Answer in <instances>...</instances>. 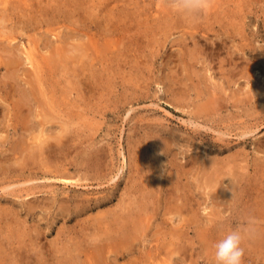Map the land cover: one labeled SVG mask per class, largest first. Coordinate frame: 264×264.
I'll list each match as a JSON object with an SVG mask.
<instances>
[{"label": "rangeland", "instance_id": "obj_1", "mask_svg": "<svg viewBox=\"0 0 264 264\" xmlns=\"http://www.w3.org/2000/svg\"><path fill=\"white\" fill-rule=\"evenodd\" d=\"M9 1L12 3L14 0L7 2ZM26 1H28L27 4ZM69 1L71 0H20V2L16 0L13 2V5L16 2V9L14 8L15 10L10 14L14 21L18 17L17 14L21 12L22 18L29 22L24 27L25 31L21 28L18 18L16 26L12 29L10 26H0L2 27L0 38H4H1L4 40L3 44L0 43V79L3 80H0V84L13 87L8 89L14 91L12 92L14 99L21 96L20 91H25L23 95L26 96L23 98L27 99L30 107L25 105L23 112L29 115L27 124L33 126L27 129L29 130L27 133V130L13 129V125L10 124L13 120L8 118L6 112L8 103L2 99L3 101L0 102V108H2L0 109V161L7 163L10 160L8 157L14 155L11 148L17 141L16 145L19 144V147H25L27 143L28 146L31 145L27 141L36 140L31 133L38 134L39 127L43 125L47 128L49 126L50 130L46 129L47 133H45L51 136L53 144L51 150L54 151L49 152L52 155L43 153L42 159L36 160L35 163L31 160L27 164L29 167L24 166L21 172L0 171V214H2L0 216V233L2 234L0 235L3 236L0 237V257L2 256L0 264L6 261L5 257L7 259L13 255L17 258L24 257L25 260L30 261V264H45L43 261H46V264H71V262L72 264H155L157 261L162 263L163 259L169 256L166 254L167 245L176 247L178 244L175 250H181V253L179 251L174 255L176 257L180 254L182 258L176 262L177 264L183 262L184 264H215L214 250H212L214 245L210 243L209 247H206L208 241L204 238L205 229L214 223L217 230L211 235L213 240L211 242L216 243L229 231L246 228V222L250 218L258 221L257 231L251 239H246L242 244L245 249L243 264H264V0H237L238 2L218 0L221 3L214 0L216 6L212 9L215 11L211 9L212 11L207 13V19H210V22L205 20V15L195 20L185 18L167 7L164 0H156L157 3L155 0H107V3L104 0L103 3L100 0ZM7 2L0 3V15L3 14L2 6L5 8ZM20 4L24 11L29 5L31 8L39 9L37 12V15H40L39 20L37 19V22L28 20V18L31 19L30 15H25L27 11L23 15ZM224 8L226 10L223 13L224 16L217 14L218 16L215 15L217 19L213 17L214 13L216 14L217 11L221 13ZM166 9L173 11H169L170 16ZM67 16L69 19L66 18ZM75 19L78 20L75 21ZM70 26L79 33L75 29L73 31ZM101 26L104 27V31ZM54 32L58 35L56 36ZM12 33H15L16 38L9 41L5 34ZM61 33L65 34L64 39L67 41L60 40L63 37H60ZM191 33H194L193 36L190 35ZM34 38L38 41H34ZM19 40L21 42H18ZM7 42L11 48L7 46ZM13 42H17L20 47ZM80 44L84 45V50ZM28 45L29 48H34L40 62L41 67L38 72L41 83L39 84L35 81L38 74L36 75L35 69L26 59L24 52ZM56 45L59 49L61 48L59 51L69 56L67 55L65 59L59 57V59ZM66 46L70 47L68 49L71 52L67 50L65 53ZM71 46L78 52H73ZM22 47L24 51L21 53ZM15 48L16 50L13 51ZM80 50H82L81 54ZM76 53L82 56L78 57L80 55L76 56ZM19 54L22 55L20 57L23 60H20ZM11 56L20 58L17 59L16 66L21 70L16 67L17 70L15 68L9 70L11 73L5 69V62ZM22 61L26 62L22 63ZM18 63L21 66H18ZM22 70H26L24 75L27 78L23 77ZM5 73L8 75L6 76ZM72 77H75V81ZM5 81L7 83H4ZM16 84L17 86L14 87ZM30 86H33V89ZM58 97H60L59 100ZM55 100L60 102H58L59 105ZM4 101L6 107L3 105ZM47 101L52 106L47 104ZM49 106L51 110L47 111ZM54 110L57 114H54ZM44 115L51 116L52 121L49 122L50 124L42 121L43 125L40 126L38 121L44 119ZM53 116L56 119L60 118L59 120L64 123L54 120ZM8 120L9 122H6ZM65 122L69 124V127ZM72 122H74L73 125ZM61 134L64 136L63 139ZM55 135H60V139L54 140L52 136L55 137ZM31 137L33 140L30 139ZM75 138L76 141H74ZM210 174L213 175L210 176ZM64 176L65 179L70 180H65ZM229 177L233 179L234 188L232 190L228 187L229 193H227L223 190L225 186H231ZM213 179L214 184L211 182ZM216 183L217 188H215ZM213 190L215 192H212ZM188 191L192 192L188 195ZM137 194L138 199H136ZM223 194L227 195H225L226 198ZM25 197L26 199H23ZM85 199H87L86 202ZM167 199L170 200H168L169 203L166 202ZM178 200L182 201L181 204ZM67 202L69 209H65ZM34 203L37 204L35 207ZM143 205L148 212L143 215L146 227L141 226L142 231L140 229V233L137 232V234L129 230L130 237L139 235V238L137 236L135 240L131 238L134 246L124 242L125 246L122 244L121 251L125 252V256L120 255L114 259L115 242L111 241L122 240L121 237L127 234V231L125 233L123 231L126 229L123 226L124 222L128 221V217L130 219L135 215V212ZM185 205L187 208H184ZM150 208L152 211L148 210ZM6 209L7 212L3 211ZM167 209L170 210L168 214L171 217L165 212ZM141 211L145 212L144 209ZM149 213L151 217L147 215ZM205 215L210 217L208 222L206 219L208 217ZM168 217H173L174 220L169 221ZM179 217L181 220L178 219ZM110 219L113 220L110 221ZM211 220L213 221L210 222ZM172 225L174 229L171 230L169 226ZM188 225L191 227L187 228ZM110 228L114 230L111 231ZM176 228L177 230L173 231ZM14 232L17 233L14 234ZM102 232H106L107 235H100L99 233ZM89 235L91 238L87 237ZM181 238L186 239V242ZM103 239L105 241L107 239L108 242ZM10 241L13 242V246L10 245L12 244ZM123 241L117 242L118 245L120 246L119 243ZM110 244L112 247L109 246ZM163 246H166L167 250H164ZM154 249L155 251H151ZM65 251L69 255H66ZM2 252L5 257L1 254ZM46 252L48 254L53 252V258ZM96 252H99L104 259L98 258L100 254L97 255ZM27 254L29 257L26 256ZM145 258H147L146 262ZM149 258L155 260L152 262ZM76 259L78 261L75 262Z\"/></svg>", "mask_w": 264, "mask_h": 264}, {"label": "bare ground", "instance_id": "obj_2", "mask_svg": "<svg viewBox=\"0 0 264 264\" xmlns=\"http://www.w3.org/2000/svg\"><path fill=\"white\" fill-rule=\"evenodd\" d=\"M1 2V4L3 3V2H7L8 0H0ZM14 1H16V0H14ZM13 1V2H14ZM17 1H19L20 2V0H17ZM68 1V0H67ZM103 0H100V2H102ZM106 3H107V0H104ZM156 1V0H155ZM159 1V0H158ZM218 1V0H217ZM237 1V0H236ZM13 2L11 3V1H9V3L7 2L6 4L9 6L10 4H12L11 6L13 7V8H11V6L10 7H7V5H5L6 7L5 8H3V6H2V11H3V14L2 15H0V26H3V27H9L10 26V28L12 29L13 27H15L16 25V20H17V18H18V21H20L19 23L21 24V28L24 30L25 28L24 27H26V25H27V23H29V22H27V21H25L22 17V14H21V12H20V14H21V16H19L20 14L18 13L17 15H18V17L17 18H15L16 20H14L13 21V16H11V14L10 13H13V11L16 9V6H15V4H16V2H15V4L13 5ZM27 2L28 1H26V4H27ZM69 2H72V0L71 1H69ZM104 2V3H105ZM218 2H220L221 3V1H218ZM223 2V1H222ZM226 2V1H225ZM229 2V1H228ZM238 2V1H237ZM103 3V2H102ZM105 3V4H106ZM156 3H157V1H156ZM224 3V2H223ZM19 4V3H18ZM99 5H100V3H98ZM230 4V3H229ZM40 5V4H39ZM225 5H228V4H225ZM1 6V5H0ZM19 6V5H18ZM30 6V5H29ZM29 6H27V7H25L26 8V10L25 11H27V13L25 14L26 16H28V15H30V18L31 19H29L28 18V20H32V22L33 21H35L36 20V22H37V19L39 20V16L37 15V12H39V9H34V8H31V7H29ZM37 6V5H36ZM40 6H42V5H40ZM73 6H74V4H73ZM76 6V5H75ZM158 6V5H157ZM216 5H214L213 6V8L215 7ZM221 6V5H220ZM223 6V5H222ZM22 6H21V4H20V8H21ZM159 7V6H158ZM230 7V6H229ZM15 8V9H14ZM18 8V7H17ZM46 8V7H45ZM74 8V7H73ZM217 8H219V7H217ZM223 8V7H222ZM19 9V8H18ZM22 9V8H21ZM53 9V8H52ZM56 9V8H55ZM69 9V8H68ZM169 9V8H168ZM168 9H166L167 11H168ZM220 9V8H219ZM10 10H12L11 12H9ZM23 10V9H22ZM74 10H76V9H74ZM158 10V9H157ZM156 10V11H157ZM213 10V9H212ZM211 10V11H212ZM216 10H218V9H216ZM17 11V10H16ZM24 10L22 11V13H23V15H24V12H25ZM50 11V10H49ZM52 11V10H51ZM62 11V10H61ZM78 11V9L76 10V12ZM170 12H173V11H171V10H169ZM169 11H168V13H169ZM210 11V12H211ZM213 11H215V9L213 10ZM226 12V10H225V8H224V10H223V12H221V13H219L220 11H217L216 12V14L214 13V16L213 17H215V15H217V14H222V16H224L223 15V13H225ZM9 12V13H8ZM53 12V11H52ZM158 12V11H157ZM160 12V11H159ZM163 12V11H162ZM49 13V12H48ZM62 13H64V12H62ZM70 13V12H69ZM73 13V12H72ZM176 13V12H175ZM39 14V13H38ZM65 14V13H64ZM130 14V13H129ZM160 14V13H159ZM178 14V13H177ZM212 14V13H211ZM16 15V16H17ZM60 15V14H59ZM62 15V14H61ZM73 15V14H72ZM71 15V16H72ZM168 15V14H167ZM207 15V14H206ZM205 15V20H208L209 22L211 21L210 19H207V17H208V15L206 16ZM210 15V14H209ZM15 16V17H16ZM53 16H54V14H53ZM80 16V15H79ZM165 16V15H164ZM169 16H170V13H169ZM172 16V15H171ZM178 16V15H177ZM218 16V15H217ZM128 17V16H127ZM129 17H130V15H129ZM166 17V16H165ZM180 17V16H179ZM184 17V16H183ZM204 17V16H203ZM25 18V17H24ZM66 18H68L69 19V16H67ZM71 18V17H70ZM77 18V17H76ZM106 18V17H105ZM104 18V19H105ZM170 18V17H169ZM216 18V17H215ZM229 18H230V16H229ZM51 19H53L52 18V16H51ZM61 19H62V17H61ZM63 19H64V17H63ZM108 19V18H107ZM212 19V18H211ZM217 19V18H216ZM40 20H42V18H40ZM71 20V19H70ZM74 19H72V21H73ZM78 19H75V21H77ZM82 20V19H81ZM180 21H181V19H179ZM178 20V21H179ZM218 20H219V17H218ZM217 20V21H218ZM9 21H11V23L9 22ZM17 21V22H18ZM55 21V20H54ZM59 21V20H58ZM58 21H57V23H58ZM67 21V20H66ZM105 22H106V20H104ZM104 21H102V22H104ZM40 22V21H39ZM45 22V21H44ZM35 23V22H34ZM33 23V24H34ZM70 23V22H69ZM71 23H73V22H71ZM207 23V22H206ZM206 23H205V25H206ZM63 24V23H62ZM78 24V23H77ZM76 24V25H77ZM215 24H217V23H215ZM40 25V24H39ZM47 25V24H46ZM41 26V25H40ZM78 26V25H77ZM107 26V25H106ZM114 26V25H113ZM115 26H116V24H115ZM204 26V25H203ZM213 26V25H212ZM215 26V25H214ZM224 26V25H223ZM237 26H239V25H237ZM67 27V26H66ZM80 27H82V26H80ZM96 27V26H95ZM102 28H103V30L102 31H104V27L103 26H101ZM100 27V28H101ZM108 27H109V25H108ZM225 27H227V26H225ZM229 27V26H228ZM1 29H2V27H0ZM33 28V27H32ZM36 28V27H35ZM53 28V27H52ZM63 28H64V26H63ZM70 28H72L71 26H70ZM83 28V27H82ZM110 28V27H109ZM116 28V27H115ZM217 28V27H216ZM56 29V28H55ZM54 29V30H55ZM73 29H75V28H72V30ZM222 29V28H221ZM3 30H4V28H3ZM8 30V29H7ZM19 30H21V29H19ZM76 30V29H75ZM90 30V29H89ZM100 30V29H99ZM110 30H111V28H110ZM228 30V29H227ZM230 30H232V29H230ZM241 30V29H240ZM13 31V30H12ZM25 31V30H24ZM23 31V32H24ZM53 31V30H52ZM52 31H51V34H53L52 33ZM67 31V30H66ZM66 31H62V32H65L66 33ZM69 31H71V30H69ZM74 31V30H73ZM76 31H78V30H76ZM4 32H5V30H4ZM8 32V31H7ZM10 32V31H9ZM20 32V31H19ZM72 32V31H71ZM70 32V33H71ZM81 32V31H80ZM208 32H210V31H208ZM214 32V31H213ZM219 32V31H218ZM237 32V31H236ZM241 32V31H240ZM25 33V32H24ZM24 33H23V35H24ZM55 33V32H54ZM69 33V36H71V34ZM78 33H79V31H78ZM81 33H84V32H81ZM99 33V32H98ZM107 33V32H106ZM211 33V32H210ZM228 33H230V32H228ZM232 33V32H231ZM26 35H27V33H25ZM56 34V33H55ZM72 34H73V32H72ZM85 34V33H84ZM93 34V33H92ZM91 34V36H93ZM193 34L194 33H191L190 35L191 36H193ZM244 34V33H243ZM18 35V34H17ZM29 35V34H28ZM54 35V34H53ZM58 34H56V36H57ZM59 35H60V33H59ZM64 33H63V35H62V33H61V36L60 37H62L60 40H62L63 42L66 40L67 41V39H64ZM89 35V34H88ZM232 35V34H231ZM239 35H241V34H239ZM73 36V35H72ZM78 36V35H77ZM5 37H6V39H8L9 41H10V39H12V40H14L15 38H16V36H15V33H12L11 35H6L5 34ZM25 37H27V36H25ZM59 37V36H58ZM58 37H56V39L58 38ZM59 37V38H60ZM68 37V36H67ZM208 37V36H207ZM237 37V36H236ZM2 39H4L3 37H1ZM0 38V39H1ZM54 38H55V36H54ZM59 38H58V40H59ZM91 38V37H90ZM94 38V37H93ZM243 38V37H242ZM244 38H245V36H244ZM0 40L1 42L0 43H2L3 44V42L2 41H4V40ZM5 39V40H6ZM18 39V38H17ZM28 39V38H27ZM30 39H32L31 37H30ZM35 39V38H34ZM71 39H73L72 37H71ZM74 39H75V37H74ZM73 39V40H74ZM101 39V38H100ZM220 39H221V37H220ZM241 39V38H240ZM7 40V41H8ZM11 40V41H12ZM29 40V39H28ZM58 40H57V42H58ZM91 40H93V39H91ZM16 41V40H15ZM27 41V40H26ZM34 41H38V40H34ZM49 41V40H48ZM69 41H70V38H69ZM224 41V40H223ZM6 42V41H5ZM18 42H21V40H19ZM72 42V41H71ZM93 42V41H92ZM104 42V41H103ZM222 42V41H221ZM220 42V43H221ZM8 43V42H7ZM13 43H17V42H13ZM29 43V42H28ZM38 43V42H37ZM37 43H36V45H37ZM223 43V42H222ZM18 44V43H17ZM30 44V43H29ZM33 44V43H32ZM66 44H67V42H66ZM78 43H76V45H77ZM216 44V43H215ZM20 45H21V43H20ZM33 45H35V43L33 44ZM47 45V44H46ZM49 45H53V44H49ZM58 45V44H57ZM56 45V48H58V46ZM59 45H60V43H59ZM61 45L64 47V45L61 43ZM67 45H69V44H67ZM81 45V44H80ZM222 45V44H221ZM7 46H9L10 48H11V45H9V43L7 44ZM12 46H14V44H12ZM17 46H19V44L17 45ZM25 46V45H24ZM32 46V45H31ZM38 46H39V44H38ZM61 46V47H62ZM81 46H83V50H84V45L82 44ZM217 46V45H216ZM215 46V47H216ZM4 47V46H3ZM15 47V46H14ZM20 47V46H19ZM53 46H51V48H52ZM72 47V46H71ZM74 47H77V46H74ZM213 47V46H212ZM6 48V47H5ZM68 48H70V47H65L64 49H65V53L67 52V50H69ZM73 48V47H72ZM71 48V49H72ZM54 49V48H53ZM61 49V48H60ZM59 48H58V51H57V53H58V58L60 57V58H66V56L68 55L67 53L66 54H64V52H62V51H59L60 50ZM16 50V48L15 49H13V51H15ZM18 51L20 50V49H17ZM73 50V52H75V51H77L76 49H75V51H74V48L72 49ZM78 50H79V48H78ZM86 50H88V49H86ZM24 51V48L22 47V49L20 50V52L22 53ZM89 51V50H88ZM4 52H6V51H4ZM25 52V55H26V59H28L29 60V63H30V65L33 67V69H35V72H36V77H35V81H38V83L37 84H39V83H41V76H39V72H38V69L41 67L40 66V62H39V60H38V58L36 57V53L34 52V48L33 47H30L29 48V45H28V47H26V50L24 51ZM52 52V51H51ZM68 52H71L70 50L68 51ZM78 52V51H77ZM10 53V52H9ZM9 53H7L8 54V56H9ZM16 53H18V52H16ZM80 54L82 53V50H80V52H79ZM78 53V54H79ZM13 54V53H12ZM72 54V53H71ZM77 54V53H76ZM78 54L76 55V56H78ZM79 54V55H80ZM88 54V53H87ZM90 54H92V53H90ZM14 55V54H13ZM47 55H48V53H47ZM73 55V54H72ZM85 55V54H84ZM89 55V54H88ZM2 56V55H1ZM22 57V55H20L19 54V57ZM49 56V55H48ZM47 56V57H48ZM69 56V55H68ZM82 55H80V56H78V57H81ZM16 58V57H10L9 58V60L8 61H6L5 62V69H8V71L9 70H14V68H15V70H17L18 69V67L16 66V63H17V59H20V58ZM46 57V56H45ZM44 57V58H45ZM50 57V56H49ZM52 57V56H51ZM5 58V57H4ZM43 58V57H42ZM59 58V59H60ZM68 58H70V57H68ZM68 58L66 59V60H68ZM83 58V57H82ZM8 59V58H7ZM25 59V60H26ZM46 59V58H45ZM52 59V58H51ZM64 59H63V61H64ZM84 59V58H83ZM3 60V59H2ZM6 60V59H5ZM20 60H23L22 58L20 59ZM20 60H18V61H20ZM44 60V59H43ZM82 60V59H81ZM4 61V60H3ZM23 62H26V61H22V63ZM49 62V61H48ZM80 62V61H79ZM1 63V62H0ZM50 63H52V62H50ZM75 63H76V61H75ZM78 63V62H77ZM233 63V62H232ZM89 64V63H88ZM94 64V63H93ZM21 66V64H19L18 63V66ZM30 65H29V67H30ZM60 65V64H59ZM82 65V64H81ZM80 65V66H81ZM4 66V65H3ZM44 66V65H43ZM58 66V65H57ZM16 67H17V69H16ZM1 68V67H0ZM3 68V67H2ZM22 68H24L23 66H22ZM79 68V67H78ZM4 69V70H5ZM52 69V71L54 70L53 68H51ZM18 70H21V69H18ZM44 70V69H43ZM62 70V69H61ZM81 70H82V68H81ZM80 70V71H81ZM85 70V69H84ZM23 71V75L25 74V72H26V70H22ZM25 71V72H24ZM70 71V70H69ZM9 72H11V71H9ZM18 72V71H17ZM30 72V71H29ZM54 72V71H53ZM67 72V71H66ZM83 72V71H82ZM12 73V72H11ZM54 73H56V72H54ZM71 74H72V72H71ZM80 74V73H79ZM86 74V73H85ZM228 74V73H227ZM3 75V74H2ZM5 75L7 76L8 74H6L5 73ZM13 75V74H12ZM26 75H28V74H26ZM41 75V74H40ZM49 75H50V73H49ZM16 76V75H15ZM31 76V75H30ZM73 76H75V75H73ZM78 75H76V77H77ZM8 77H10V76H8ZM23 77H25V75L23 76ZM1 78V77H0ZM25 78H27V77H25ZM73 78V77H72ZM75 78V77H74ZM73 78V80L75 81V79ZM17 79V78H16ZM15 79V80H16ZM48 79V77L46 78V80ZM76 79H78V78H76ZM1 80V79H0ZM9 80H11V78L9 79ZM1 81H3V80H1ZM82 81V80H81ZM12 82V81H11ZM32 82H33V80H32ZM32 82H29L30 84L32 83ZM4 83H7L6 81L4 82ZM17 83V82H16ZM21 83V82H20ZM26 83H27V81H26ZM43 83H45V82H43ZM199 83V82H198ZM10 84V83H9ZM28 84V83H27ZM34 84V83H33ZM51 84H52V82H51ZM7 85V84H6ZM6 85H4V84H0V102H2L3 100H5V101H7L6 103H8V105H7V108H8V110L6 111L7 113H8V118L9 119H11V120H13V122L12 123H10V124H12L13 125V129H15V130H27V129H30V128H32L30 125H28L27 123H29L28 122V120H29V115H28V113L27 114H24V112H23V107L26 105L27 107H30V106H28V104H27V99L26 98H23V96H26V95H23L24 93H25V91H20V93L22 92V94H21V96H19L18 98H16V99H14V97L15 96H13V93H14V91L12 90V89H8V88H13L12 86L10 87V85H8V87L6 86ZM21 85V84H20ZM29 85V84H28ZM196 85V84H195ZM17 86V84L14 86V87H16ZM22 86V85H21ZM49 86V85H48ZM24 87V86H23ZM33 86H30V88L31 89H33L32 88ZM34 87H35V85H34ZM36 87H37V85H36ZM20 88V87H19ZM18 88V89H19ZM27 88V87H26ZM46 88V87H45ZM15 89V91H17V89L16 88H14ZM25 88H23V90H24ZM29 89V88H28ZM39 89V88H38ZM44 89V88H43ZM47 89H49L48 87H47ZM30 90V89H29ZM46 90V89H45ZM19 91V90H18ZM35 91H36V89H35ZM44 91V90H43ZM13 92V93H12ZM40 92V91H39ZM46 92V91H45ZM16 93V92H15ZM19 93V92H18ZM41 93V92H40ZM51 93H53V92H51ZM17 94V93H16ZM20 95V94H19ZM29 96V95H28ZM41 96V95H40ZM51 96V95H50ZM212 96H213V94H212ZM29 98H30V96H29ZM36 98H38V97H36ZM53 98V97H52ZM59 98L60 97H58V100H59ZM3 99V100H2ZM26 99V100H25ZM41 99H42V97H41ZM54 99H57L56 97H54ZM53 99V100H54ZM5 101H4V104L3 105H5ZM40 101V100H39ZM33 102V101H32ZM55 102H56V100H55ZM59 102V101H58ZM58 102H56V104L57 105H59L58 104ZM60 103V102H59ZM32 104V103H31ZM45 104H46V102H45ZM47 104H50V103H48V101H47ZM51 105V104H50ZM56 105V106H57ZM52 106V105H51ZM54 106V105H53ZM61 106V105H60ZM5 107H6V105H5ZM34 107V106H33ZM66 107V106H65ZM35 108V107H34ZM37 108V107H36ZM60 108V107H59ZM0 109H2V108H0ZM6 109V108H5ZM48 109H50L51 110V108H50V106H49V108H47V111H49ZM54 109V108H53ZM35 110V109H34ZM68 110V109H67ZM67 110H65V111H67ZM1 111V110H0ZM28 111V110H27ZM38 111V110H37ZM64 111V112H65ZM69 111H71V110H69ZM69 111H68V113H69ZM3 112V111H2ZM35 113V112H34ZM39 113V112H38ZM42 113H44V112H42ZM40 114L41 115V117H42V115L43 114ZM49 113H51V111L49 112ZM70 113H72V112H70ZM29 114H30V112H29ZM52 114H53V112H52ZM54 114H57V112L55 113V110H54ZM62 114V113H61ZM6 115V114H5ZM39 115V114H38ZM65 115H66V113H65ZM70 115V114H69ZM32 116V115H31ZM57 116V115H56ZM66 116H68V114L66 115ZM65 117V116H64ZM43 118L44 119H40V121H38V124L40 125V126H42L43 125V123H51V119H52V117L51 116H48V115H44L43 116ZM72 118V117H71ZM53 119L54 120H58V121H60L59 119H56V118H54V116H53ZM62 119H64V118H62ZM69 119V118H68ZM67 119V120H68ZM4 120H5V118H4ZM3 120V121H4ZM10 120V121H11ZM31 120V119H30ZM39 120V119H38ZM71 120V119H70ZM73 120V119H72ZM42 121H43V123H42ZM64 121V120H63ZM5 122V121H4ZM6 122H9V120L8 121H6ZM36 122V121H35ZM57 122V121H56ZM61 123H64V122H62V120L60 121ZM60 122H59V124H60ZM49 123V124H50ZM66 123V122H65ZM73 123L74 122H72V125H73ZM2 124H4L3 122H2ZM32 125L34 124V123H31ZM37 124V125H38ZM5 125V124H4ZM36 125V124H35ZM63 125V124H62ZM66 125H67V123H66ZM69 125V124H68ZM67 125V127H69ZM8 126H10V125H8ZM48 126V125H47ZM55 126V125H54ZM60 126V125H59ZM71 126V125H70ZM2 127V126H1ZM6 127H7V125H6ZM62 127V126H61ZM11 128V127H10ZM9 128V129H10ZM37 128V127H36ZM40 128V132L38 133V134H32L31 133V135L34 137V139L36 138V140H34V142H31V141H27V142H29V143H31V145L29 144V146H28V143H27V146H25V147H19V144H18V146L16 145L17 143H18V141H17V143L16 144H14L13 145V147L10 149L9 147H7V148H9V150H11L13 153H14V155L13 156H11V157H8V158H10V160L7 162V163H5L6 165H4V163H2L1 161H0V171L2 172H4V173H8L9 171H15V172H17V171H22L25 167L24 166H26L31 160L35 163L36 162V160H41L42 159V154L44 153H49V152H51L52 150H51V148L53 147V144H52V142H51V136L50 135H46V133H47V131H45L46 129H48L49 128V126H48V128L45 126V125H43L42 127H39ZM53 128V127H52ZM4 129V128H3ZM62 129V128H61ZM71 129H72V127H71ZM7 130H8V128H7ZM48 130H50V129H48ZM68 130V129H67ZM74 130V129H73ZM29 130H27L26 131V133L28 132ZM62 131V130H61ZM69 131V130H68ZM71 131V130H70ZM10 132H11V129H10ZM14 132V131H13ZM31 132V131H30ZM33 132V131H32ZM46 132V133H45ZM54 132V131H53ZM65 132V131H64ZM63 132V133H64ZM7 133V132H6ZM20 133H22V132H20ZM24 133V132H23ZM68 133V132H67ZM74 133H76V131H74ZM4 134V133H3ZM2 134V135H3ZM10 134V133H9ZM19 134V133H18ZM50 134V133H49ZM54 134V133H53ZM56 134V133H55ZM58 134V133H57ZM60 134V133H59ZM68 134H70V132L68 133ZM44 135H46V136H44ZM77 135V134H76ZM60 136V135H59ZM59 136H57V135H55V137L54 136H52V138H54V140H56V138H57V140L58 139H60V137ZM61 136H62V139H63V134H61ZM79 136H81V135H79ZM14 137H15V135H14ZM18 137V136H17ZM27 137H29V136H27ZM59 137V138H58ZM67 137V136H66ZM68 138V137H67ZM67 138H66V140H67ZM78 138V137H77ZM3 139V138H2ZM18 139V138H17ZM24 139V138H23ZM30 139H32L33 140V138L31 137ZM83 138H81V140H82ZM19 140V139H18ZM39 140V141H38ZM63 141V140H62ZM74 141H76V138H75V140ZM3 142V141H2ZM12 143V142H11ZM65 143H66V141H65ZM64 143V144H65ZM85 143V142H84ZM8 144V143H7ZM58 144V143H57ZM56 144V145H57ZM63 144V143H62ZM72 144V143H71ZM83 144V143H82ZM12 145V144H11ZM26 145V144H25ZM81 145V144H80ZM1 146V145H0ZM59 146V145H58ZM64 146H66V145H64ZM63 146V147H64ZM60 147V146H59ZM83 147V146H82ZM55 148V147H54ZM2 149V148H1ZM5 150H3V152H4ZM60 151V150H59ZM1 152V151H0ZM52 152H54V151H52ZM56 152V151H55ZM17 153H18V155H17ZM49 154H51L52 155V153H49ZM52 158H54V156L52 157ZM47 159V158H46ZM49 160V159H48ZM47 160V161H48ZM37 161V162H38ZM33 162H32V164H33ZM46 162V161H45ZM58 162V161H57ZM39 163V162H38ZM41 163V162H40ZM48 163H51V162H48ZM61 163V162H60ZM51 165H53V164H51ZM58 165V164H57ZM88 165V164H87ZM209 165V164H208ZM28 166V165H27ZM41 166V165H40ZM29 167V166H28ZM32 167V166H31ZM39 167V166H38ZM210 167V166H209ZM52 168H54V167H52ZM90 168V167H89ZM214 168V167H213ZM34 169V168H33ZM215 169V168H214ZM42 170V169H41ZM205 170V169H204ZM35 171V170H34ZM213 172V171H212ZM203 173V172H202ZM206 173H208V172H206ZM210 173V172H209ZM214 173V172H213ZM204 174V173H203ZM207 175V174H206ZM213 175V174H212ZM211 174H210V176H212ZM214 175H215V173H214ZM208 176H209V174H208ZM208 176H206V177H208ZM133 177V176H132ZM202 177H204V175L202 176ZM209 178V177H208ZM207 178V179H208ZM62 179V178H61ZM64 179H65V176H64ZM67 179V178H66ZM65 179V180H66ZM69 179V178H68ZM67 179V180H68ZM229 179H230V177H229ZM23 180V179H22ZM21 180V181H22ZM26 180V179H25ZM24 180V181H25ZM70 180V179H69ZM68 180V181H69ZM204 180H205V178H204ZM210 180V179H209ZM209 180H207L208 182H209ZM233 180V179H232ZM231 179H230V182H231V186H225V190H223L224 192H227V193H229L228 192V187H230V188H232V190H233V186H234V182L232 181ZM235 180V179H234ZM3 181V180H2ZM28 181V180H27ZM201 181V180H200ZM0 182H1V180H0ZM20 182V181H19ZM26 182V181H25ZM211 182L213 183L214 182V179L213 180H211ZM222 182V181H221ZM6 183V182H5ZM14 183V182H13ZM13 183H11V184H13ZM22 183H24V182H22ZM169 183V182H168ZM210 183V182H209ZM224 183V182H223ZM18 184V183H17ZM20 184V183H19ZM156 184V183H155ZM154 184V185H155ZM202 184H204V183H202ZM214 184V183H213ZM5 185V184H4ZM8 185V184H7ZM6 185V186H7ZM159 185V184H158ZM170 185V184H169ZM201 185V184H200ZM218 186V184L216 183L215 184V186ZM220 186H221V184H219ZM13 186V185H12ZM140 186V185H139ZM139 186H138V188H139ZM142 186V185H141ZM217 186L215 187V188H217ZM223 186V185H222ZM221 186V187H222ZM7 187H9V185L7 186ZM133 187V186H132ZM143 187V186H142ZM153 187V186H152ZM203 187H204V185H203ZM202 186H201V188H203ZM210 187V186H209ZM159 188V187H158ZM204 188H206V186L204 187ZM212 188V187H211ZM224 188V187H223ZM151 189V188H150ZM154 189V188H153ZM131 190V189H130ZM187 190V189H186ZM190 190V189H189ZM231 190V189H230ZM236 190V189H235ZM139 191V190H138ZM142 191H143V189H142ZM155 191V190H154ZM158 191H159V189H158ZM157 191V192H158ZM206 191V190H205ZM218 191V189L216 190V192ZM222 191V192H223ZM4 192H6V191H4ZM135 192V191H134ZM136 192H137V190H136ZM149 192V191H148ZM151 192H152V190H151ZM173 192H175V191H173ZM172 192V193H173ZM189 192H192V191H188V195H189ZM204 192V191H203ZM207 192V191H206ZM211 192V191H210ZM212 192H215L214 190L212 191ZM143 193H144V191H143ZM154 193V192H153ZM176 193V192H175ZM233 193H235V191H233ZM136 194V193H135ZM147 194V193H146ZM148 194H150V193H148ZM155 194V193H154ZM166 194V193H165ZM170 194V193H169ZM216 194V193H215ZM218 194V193H217ZM231 194V193H230ZM229 194V195H230ZM138 195V194H137ZM140 195H142V194H140ZM158 195V194H157ZM156 195V196H157ZM175 195V194H174ZM218 195H220V194H218ZM224 195V197H225V195L226 194H223ZM229 195H228V197H229ZM129 196V195H128ZM166 196H167V194H166ZM169 196V195H168ZM176 196V195H175ZM186 196V195H185ZM191 196V195H190ZM216 196V195H215ZM227 196V195H226ZM231 196V195H230ZM133 197V196H132ZM141 197V196H140ZM146 198H148L147 196H145ZM151 197V196H150ZM164 197V196H163ZM192 197V196H191ZM212 197V196H211ZM227 197V198H228ZM232 197V196H231ZM101 198V197H100ZM104 198V197H103ZM130 198V197H129ZM128 198V199H129ZM139 198V195H138V197L136 198V199H138ZM143 198H144V196H143ZM170 198V197H169ZM178 198H179V196H178ZM182 198H183V196H182ZM219 198V197H218ZM226 198V197H225ZM23 199H26V197L25 198H23ZM23 199H22V201H23ZM153 199V198H152ZM158 199V198H157ZM184 199H186V198H184ZM188 199H190V198H188ZM15 200V199H14ZM20 199H18V201H19ZM28 200H29V198H28ZM86 200L87 199H85V202H86ZM99 200V199H98ZM145 200V199H144ZM161 200V199H160ZM168 200L169 199H167L166 200V202H168ZM176 200V199H175ZM180 200V199H179ZM178 200V201H179ZM191 200V199H190ZM193 200V199H192ZM229 200H231L230 199V197H229ZM30 201V200H29ZM81 201V200H80ZM128 201V200H127ZM137 201V200H136ZM140 201V200H139ZM170 201V200H169ZM183 201H185V200H183ZM188 201V200H187ZM21 202V201H20ZM90 202V201H89ZM126 202V201H125ZM129 202L131 203V201L129 200ZM144 202V201H143ZM163 202V201H162ZM180 202V204H181V202L182 201H179ZM102 203V202H101ZM127 203V202H126ZM135 203V202H134ZM169 203V202H168ZM173 203V202H172ZM184 203V202H183ZM189 203V202H188ZM188 203H185V204H188ZM35 204L36 203H34V207H35ZM66 204V203H65ZM119 204H120V202H119ZM125 204V203H124ZM138 204V203H137ZM33 205V204H32ZM37 205V204H36ZM67 205H68V202H67V204H66V207H65V209L67 208ZM79 205V204H78ZM121 205V204H120ZM125 205H127V204H125ZM147 205V204H146ZM173 205V204H172ZM175 205V204H174ZM213 205V204H212ZM13 206V205H12ZM27 206V205H26ZM61 206V205H60ZM59 206V207H60ZM69 206V205H68ZM158 206V205H157ZM167 206V205H166ZM182 206V205H181ZM181 206H179V208H183V207H181ZM189 206V205H188ZM193 206H194V204H193ZM200 206V205H199ZM9 207V206H8ZM13 207H15V206H13ZM12 207V208H13ZM34 207H32V208H34ZM139 207V206H138ZM147 207V206H146ZM174 207V206H173ZM177 207H178V205H177ZM186 207V205L184 206V208ZM11 208V209H12ZM61 208H63V206L61 207ZM70 208V207H69ZM69 208H67V209H69ZM152 208V207H151ZM148 209V210H151L152 211V209ZM187 208V207H186ZM1 209H3V208H1ZM8 209V208H7ZM7 209L6 210H3V211H6L7 212ZM22 209H24V208H22ZM64 209V210H65ZM142 209H144L145 210V212L143 213L141 210ZM146 209L147 208H145L144 207V205L143 206H141L136 212H135V215H133L130 219H129V217H128V215H127V217H128V221L126 222H124L123 221V218H122V221L125 223L123 226L126 228V229H123V231H124V233H125V231H127V234H124L123 235V237H121V239L122 240H124L122 243H119V244H121L120 246L118 245V243L117 242H120V241H122V240H120V241H111V242H115V245H114V247L116 248H113L114 250H116L115 251V255H114V259L115 258H118L120 255L121 256H125V252H122L121 251V249L123 248V247H121L122 246V244H123V246H125L124 245V242H127L128 244L130 243L131 245H133L134 246V244H133V241L131 240V238L132 239H134V238H136V236H134V237H130L129 235L131 234V232L130 231H133V233L134 232H136L135 234H137V232H139L140 233V231H142V228H141V226H144V224H146V220H145V218H144V214L147 212L146 211ZM192 209H194V207L192 208ZM215 209V208H214ZM16 210V209H15ZM119 210V209H118ZM168 210V211H167ZM165 212H167V214H168V212L170 211L169 209H167ZM196 210V209H195ZM215 210H217V209H215ZM10 212H12V211H10ZM27 212V211H26ZM33 212V211H32ZM31 212V213H32ZM190 212H191V214H193L194 212H192V210H191V208H190ZM209 211L207 210V213H208ZM5 213V212H4ZM14 213V212H13ZM19 213V212H18ZM34 213V212H33ZM32 213V214H33ZM119 213V212H118ZM117 213V214H118ZM129 213H131V212H129ZM128 213V214H129ZM148 213V212H147ZM181 213V212H180ZM184 213V212H183ZM205 213V212H204ZM212 213V212H211ZM220 213V212H219ZM113 214H115V213H113ZM125 214H127V213H125ZM124 214V215H125ZM163 214V213H162ZM174 214V213H173ZM172 214V215H173ZM2 214H0V216H1ZM7 214H5V216H6ZM18 215V214H17ZM131 215V214H130ZM147 215H149L150 216V213L149 214H147ZM164 215V214H163ZM169 216H170V214H168ZM184 215V214H183ZM188 215V214H187ZM210 215V214H209ZM126 216V215H125ZM166 216V215H165ZM174 216H175V214H174ZM194 216H196V215H194ZM206 216V215H205ZM213 216V215H212ZM15 217V216H14ZM18 217V216H17ZM151 217V216H150ZM162 217V216H161ZM167 217V216H166ZM171 217V216H170ZM177 217V216H176ZM188 217H189V215H188ZM203 217V216H202ZM206 217H208V215L206 216ZM115 218V217H114ZM113 218V219H114ZM119 218V217H118ZM126 218V217H125ZM153 218H154V216H153ZM169 218V217H168ZM213 218L215 219V217L213 216ZM113 219H110V221L111 220H113ZM120 219H121V217H120ZM151 219V218H150ZM170 219H173V217L172 218H169V221H170ZM178 219H180V217L178 218ZM177 219V221H179ZM184 219V218H183ZM204 219V218H203ZM207 219V222H208V220H210V217H208V218H206ZM205 219V220H206ZM212 219V218H211ZM10 220V219H9ZM14 220V219H13ZM174 220V219H173ZM181 220V219H180ZM185 220V219H184ZM197 220V219H196ZM200 220V219H199ZM223 220V219H222ZM108 221V220H107ZM213 220H211L210 222H212ZM215 221V220H214ZM224 221V220H223ZM117 222V221H116ZM118 222H119V220H118ZM152 222H153V220H152ZM194 222H196V221H194ZM205 222V221H204ZM209 222V223H210ZM110 223V222H109ZM109 223H107V224H109ZM127 223V224H126ZM149 223V222H148ZM161 223H162V221H161ZM176 223V222H175ZM179 223V222H178ZM186 223V222H185ZM201 223V222H200ZM217 223V222H216ZM215 223V224H216ZM3 224H4V222H3ZM2 224V225H3ZM12 224H13V222H12ZM20 224V223H19ZM121 224V223H120ZM152 224V223H151ZM164 224H166V223H164ZM192 224V223H191ZM211 224V223H210ZM10 225V224H9ZM129 225H131V226H129ZM11 226V225H10ZM129 226V227H128ZM149 226V225H148ZM176 226V225H175ZM178 226H183V225H178ZM186 226V225H185ZM223 226V225H222ZM221 226V227H222ZM111 227V226H110ZM120 228H121V226H119ZM144 227H146V225L144 226ZM169 227H171L170 229L172 230V229H174L173 228V225L172 226H169ZM191 226H189L188 225V227L187 228H190ZM201 227V226H200ZM4 229L6 228V225H5V227H3ZM8 228V227H7ZM107 228V227H106ZM149 228V227H148ZM111 229V228H110ZM141 229V230H140ZM6 230H8V229H6ZM5 230V231H6ZM99 230V229H98ZM102 230H104V228L102 229ZM112 230H114V229H111V231ZM130 230V231H129ZM140 230V231H139ZM144 230V229H143ZM148 230V229H147ZM177 230V228L175 229V230H173V231H176ZM203 230V229H202ZM206 230V232H204V234H205V236H204V238H206V240L208 241L207 243H206V247L208 248L209 247V245H210V243L212 244V245H214L215 243H212L211 241H213L212 240V236L211 235H213V233L217 230V228H216V226L214 225V223H212L210 226H208V228H206L205 229ZM4 231V230H3ZM9 231V230H8ZM115 231H116V229H115ZM114 231V232H115ZM119 231H120V229H119ZM119 231H118V233H119ZM170 231V230H169ZM180 231V230H179ZM183 231V230H182ZM222 231V230H221ZM260 231V230H259ZM10 232V231H9ZM42 232V231H41ZM98 232H100V231H98ZM117 232V231H116ZM158 232V231H157ZM168 232V231H167ZM201 232V231H200ZM262 232V231H261ZM11 233V232H10ZM15 233H17V232H14V234ZM113 233V232H112ZM129 233V234H128ZM138 233V234H139ZM170 233V232H169ZM174 233V232H173ZM198 233V232H197ZM196 233V234H197ZM0 234H2V232L0 233ZM20 234H22V232H20ZM100 235L101 234H106V232H102V233H99ZM116 234V233H115ZM203 234V233H202ZM9 235V234H8ZM7 235V236H8ZM17 235V234H16ZM102 235V236H103ZM107 235V234H106ZM118 235V234H117ZM134 235V234H133ZM142 235V234H141ZM165 235H167V234H165ZM179 235V234H178ZM182 235V234H181ZM184 235V234H183ZM182 235V236H183ZM197 235H199V234H197ZM218 235V234H217ZM223 235V234H222ZM2 235H0V237H1ZM20 236H22V235H20ZM19 236V237H20ZM37 236V235H36ZM93 236V235H92ZM116 236V235H115ZM119 236V235H118ZM117 236V237H118ZM202 236V235H201ZM224 236V235H223ZM3 237V236H2ZM14 237V236H13ZM17 237V236H16ZM24 237V236H23ZM87 237H90V235L89 236H87ZM104 237V236H103ZM116 237V238H117ZM7 238H9V237H7ZM12 238V237H11ZM91 238V237H90ZM137 238H139V235L137 236ZM164 238V237H163ZM178 238V237H177ZM184 238V237H183ZM19 239V238H18ZM84 239H86V238H84ZM94 239V238H93ZM157 239H158V237H157ZM176 239V238H175ZM182 239V238H181ZM180 239V240H181ZM11 240V239H10ZM14 240H15V238H14ZM20 240V239H19ZM19 240H17V243H19ZM87 240H89L88 238H87ZM104 241H105V239H103ZM109 240V239H108ZM135 240V239H134ZM184 242H186V239H182ZM200 240V239H199ZM217 240H218V238H217ZM1 241V240H0ZM75 241V240H74ZM80 241H81V239H80ZM86 241V240H85ZM97 242H99L98 240H96ZM106 241H107V239H106ZM105 241V242H106ZM110 241V240H109ZM165 241V240H164ZM163 241V242H164ZM174 241V240H173ZM196 241V240H195ZM194 241V242H195ZM202 241V240H201ZM10 242H12V241H10ZM39 242V241H38ZM70 242H73V241H70ZM108 242V241H107ZM169 242H170V239H169ZM177 242V241H176ZM187 242H188V240H187ZM196 242H198V241H196ZM205 242V241H204ZM203 242V243H204ZM5 243V242H4ZM31 243H33V242H31ZM76 243V242H75ZM135 243V242H134ZM175 243V242H174ZM181 243H183V242H181ZM189 243V242H188ZM1 244V243H0ZM20 244L22 245V243L20 242ZM20 244H17V245H20ZM28 244V243H27ZM38 244V243H37ZM40 244V243H39ZM65 244V243H64ZM100 244V243H99ZM108 244V243H107ZM127 244V245H128ZM171 244H173V243H171ZM170 244V245H171ZM176 244H178V243H176ZM190 244V243H189ZM188 244V246H191V245H189ZM192 244V243H191ZM5 245H7L8 246V244H5ZM11 246H13V242H12V244H10ZM9 245V246H10ZM69 245H70V243H69ZM72 245V244H71ZM130 245V246H131ZM165 245H167V244H165ZM179 245V244H178ZM177 245V246H178ZM184 245H185V243H184ZM183 245V246H184ZM4 246V245H3ZM2 246V247H3ZM24 246H25V244H24ZM27 246V245H26ZM34 246H37L38 247V245H35L34 244ZM44 246V245H43ZM63 246V245H62ZM61 246V247H62ZM100 246H101V244H100ZM109 246H111V244L109 245ZM108 246V247H109ZM174 246V245H173ZM176 246V245H175ZM177 246L176 247H170V246H168L167 245V249H168V251L166 252V254H168L169 256L167 257V258H164L163 259V262L161 263V262H158L157 260V264H174V262L176 263L180 258H182V256L179 254V255H177L176 257H175V255L174 254H178V252L180 251V253H181V250H179L178 251V249L177 250H175L176 248H177ZM182 245H180V247H181ZM6 247V246H5ZM4 247V248H5ZM16 247V246H15ZM19 247V246H18ZM21 247V246H20ZM32 247V246H31ZM63 247H66V245L65 246H63ZM62 247V248H63ZM88 247V246H87ZM86 247V248H87ZM99 247V246H98ZM112 247V246H111ZM127 247V246H126ZM151 247V246H150ZM149 247V248H150ZM157 247V246H156ZM160 247V246H159ZM159 247L158 248H156V250L157 249H159ZM164 247V246H163ZM164 247V248H165ZM205 247V246H204ZM212 247V246H211ZM4 248H3V251H4ZM22 248V247H21ZM20 248V249H21ZM24 248V247H23ZM22 248V249H23ZM35 248V247H34ZM39 248V247H38ZM78 248V247H77ZM84 248V247H83ZM82 248V249H83ZM101 248L103 249V247L101 246ZM120 248V249H119ZM164 249V250H167V249ZM183 248V250H184V247H182ZM190 248V247H189ZM194 248V247H193ZM2 249V248H1ZM10 249V248H9ZM11 249H12V247H11ZM21 249V250H22ZM40 249V248H39ZM38 249V250H39ZM127 249H129V247L127 248ZM191 249V248H190ZM189 249V250H190ZM202 249H205V248H203L202 247ZM19 250V249H18ZM45 250V249H44ZM55 250H57V249H55ZM59 250V249H58ZM57 250V251H58ZM73 250V249H72ZM75 250V249H74ZM91 250V249H90ZM118 250H119V252H118ZM125 250V249H124ZM146 250V249H145ZM149 250V249H148ZM161 250V249H160ZM209 250H210V248H209ZM212 250H214V249H212ZM13 251H15L14 249H13ZM20 251V250H19ZM18 251V252H19ZM54 251V250H53ZM61 252H62V250H60ZM70 251H71V249H70ZM81 251V250H80ZM96 251H98V250H96ZM129 251V250H128ZM133 251V250H132ZM151 251H155V249L154 250H151ZM158 251V250H157ZM163 251V250H162ZM185 251H187V252H190V251H188V250H185ZM27 252V251H26ZM35 252H37V251H35ZM60 252V253H61ZM66 253V255L68 254L69 255V253H67V251H65ZM75 251H73V253H74ZM92 252V251H91ZM134 252V251H133ZM184 252V251H183ZM201 252V251H200ZM205 252V251H204ZM203 252V253H204ZM12 253V252H11ZM15 253H17V252H15ZM28 253V252H27ZM47 253V252H46ZM52 254H53V252H51ZM59 253V252H58ZM97 253V255H98V253L99 252H96ZM129 253V252H128ZM145 253V252H144ZM155 253V252H154ZM185 253V252H184ZM183 253V254H184ZM1 254H3V256H4V253L2 252ZM5 254H6V252H5ZM8 254H9V252H8ZM13 254V253H12ZM20 254V253H19ZM48 254V253H47ZM52 254H48V255H51V257H52ZM57 254V253H56ZM62 254V253H61ZM72 254V253H71ZM81 254V253H80ZM93 254V253H92ZM100 254V253H99ZM106 254H107V252H106ZM105 254V255H106ZM109 254V253H108ZM114 254V253H113ZM127 254V253H126ZM163 254V253H162ZM22 255V254H21ZM130 255V254H129ZM148 255V254H147ZM185 256H186V254H184ZM26 256H28V254L26 255ZM25 256V257H26ZM81 256V255H80ZM94 256V255H93ZM102 255L100 254L99 256H98V258L99 257H101ZM145 256H146V253H145ZM150 256L152 257V255L150 254ZM163 257H164V255H162ZM189 256V255H188ZM211 256H213V255H211ZM210 256V257H211ZM2 257V256H1ZM0 257V258H1ZM5 257V256H4ZM3 257V258H4ZM29 257V256H28ZM28 257H26V258H28ZM47 257V256H46ZM45 257V258H46ZM60 257H61V255H60ZM73 257V256H72ZM76 257H77V255H76ZM130 257V256H129ZM158 257V256H157ZM32 258V257H31ZM39 258V257H38ZM53 258V257H52ZM90 258V257H89ZM102 259H104L103 257H101ZM112 259H113V256L111 257ZM152 258H154V257H152ZM184 258V257H183ZM189 258V257H188ZM188 258H187V260H188ZM214 258V257H213ZM247 258V257H246ZM28 259H30V258H28ZM41 259V258H40ZM39 259V260H40ZM61 259V258H60ZM63 259V258H62ZM70 259V258H69ZM146 259L147 258H145L144 260H145V262H146ZM160 259V258H159ZM162 259V258H161ZM207 259V258H206ZM248 259V258H247ZM5 262H2L3 264H30V261H28V260H25L24 259V257H19V258H17V257H15L14 255H13V257H11V258H9V257H7V259H6V257H5ZM42 260V259H41ZM149 260H152V262L155 260H153V259H151V258H149ZM195 260V259H194ZM213 260V259H212ZM246 260V259H245ZM50 263L52 262L51 261V258H50ZM57 261V260H56ZM61 261V260H60ZM59 261V262H60ZM72 261V260H71ZM74 261V260H73ZM76 261H78L77 259L75 260V262ZM80 261V260H79ZM82 261V260H81ZM80 261V262H81ZM189 261V260H188ZM192 261V260H191ZM208 261V260H207ZM249 261V260H248ZM35 262V261H34ZM40 262V261H39ZM43 262H45V264H46V261H43ZM70 262V261H69ZM80 262H78V263H80ZM179 262V261H178ZM215 262V261H214ZM38 263V262H37ZM63 263V262H62ZM147 263H148V261H147ZM155 263V264H156ZM189 263V262H188ZM191 263V262H190ZM195 263V262H194ZM198 263V262H197ZM260 263V262H259ZM34 264V263H33ZM55 264V263H54ZM69 264V263H68ZM71 264H72V262H71ZM74 264V263H73ZM143 264V263H142ZM145 264V263H144ZM177 264V263H176ZM181 264V263H180ZM182 264H184V262L182 263ZM245 264V263H244Z\"/></svg>", "mask_w": 264, "mask_h": 264}, {"label": "clouds", "instance_id": "obj_3", "mask_svg": "<svg viewBox=\"0 0 264 264\" xmlns=\"http://www.w3.org/2000/svg\"><path fill=\"white\" fill-rule=\"evenodd\" d=\"M164 3L171 10L193 20L206 15L214 6V0H164ZM160 91H163L162 85ZM246 223V228L229 231L214 244L215 264H243L245 249L242 244L256 233L258 221L250 218Z\"/></svg>", "mask_w": 264, "mask_h": 264}]
</instances>
